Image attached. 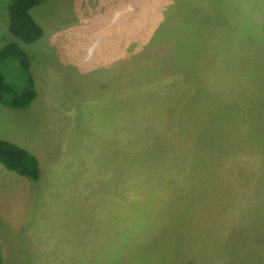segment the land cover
<instances>
[{"label": "rangeland", "instance_id": "374dc122", "mask_svg": "<svg viewBox=\"0 0 264 264\" xmlns=\"http://www.w3.org/2000/svg\"><path fill=\"white\" fill-rule=\"evenodd\" d=\"M142 1L44 0L31 14L45 34L27 44L10 31L11 0H0V50L11 42L25 48L39 94L57 100L54 129L33 122L29 107L0 103V135L43 165L66 142L75 150L91 141L81 158L88 169L81 187L48 186L46 178L32 179L0 163L8 171L0 173L1 264H264V79L258 78L264 63L242 60L249 68L244 102L232 99L234 105L226 106L214 96L218 85H209L207 70L197 65L194 47L200 43H191L202 32L192 8L203 7L196 15L206 22L219 8L212 4L225 1L231 28L247 40L246 51L264 60V0H151L168 8L166 14L178 10L167 16L177 30L159 28L173 41L164 73L140 93L130 86L112 91L129 69L140 88L152 76L143 56L128 57L142 45L148 48L145 39L152 33L144 11L134 7ZM138 25L148 28V36L137 28L131 37ZM123 33L131 37L130 47ZM88 55L99 60V75L80 72ZM2 70L23 89L28 74L19 60L9 59ZM95 85L99 120L86 122L78 114L80 89ZM161 96L162 108L156 106ZM231 170L251 187L248 213L234 218L226 235V216L239 210L232 204L219 217L217 204L201 202L209 190L202 185L229 180ZM21 178L32 185L18 186ZM99 227H130L134 234L128 241Z\"/></svg>", "mask_w": 264, "mask_h": 264}, {"label": "crops", "instance_id": "0c3cea01", "mask_svg": "<svg viewBox=\"0 0 264 264\" xmlns=\"http://www.w3.org/2000/svg\"><path fill=\"white\" fill-rule=\"evenodd\" d=\"M212 5H216L219 8L216 10V13L208 16V21L201 19L197 16V12L200 11L203 7L197 8L194 10L192 8V20L195 24H199L202 27L201 36L199 37V41H193L191 43H200L199 46L193 47L191 49L192 53L198 56L197 65L207 70L208 75V84L218 85V89L214 91V96L217 97L224 105L232 106V99L235 101H239L240 103L244 102V85L243 82L249 75V68L246 66V63L242 60L251 58L254 59V64L264 63L263 57L259 55V52L255 51L249 54L246 49V42L243 37H241L237 31H233L230 25L229 19H227V10L226 8H231L230 5H227L224 1L223 4L214 3ZM131 7V6H130ZM135 10L138 13L140 10H143L144 13L141 16L146 24L151 28V35L149 39H145L148 48L143 50L142 47L138 50L135 55L128 56L133 57L132 59L140 58L143 56L146 61L145 64H148L152 70V76L146 81L148 84L144 87L140 86L142 84L135 82L134 80V69H129L127 76L123 77V79L113 84L112 91H116L117 89H123L126 86H130L134 88L139 93L145 91L146 88L151 86V83L158 77H160L163 72V60L167 55L168 51L173 45L172 38L168 34L163 32L160 33L159 28L162 27L167 28L169 26L176 27L177 22L174 24H168L167 16L169 14L178 13L177 7L174 8L172 13H165L164 10H168L161 4H156L151 2H147L143 0L142 3H135ZM176 11V12H175ZM186 15V13H185ZM140 17V18H141ZM166 21V22H165ZM137 28H141L139 33L144 32L145 37L148 36L149 31L148 28L146 30H142V28H146L144 26L138 25L135 30L132 32L131 37L138 35ZM158 28V29H152ZM207 28H210L207 30ZM234 29H238L237 26H234ZM177 30V27L176 29ZM171 30L170 31H174ZM169 31V30H167ZM166 31V32H167ZM45 34V30H44ZM123 39L126 37V43L128 47L131 45V37L127 34L123 33L121 35ZM138 39V38H137ZM136 38L133 39L135 46H137L138 41ZM120 42V39L118 43ZM140 51V52H139ZM85 60L89 63L80 68V72L91 74V75H99V60H95L88 55ZM91 62V63H90ZM132 63V61H131ZM130 63V64H131ZM258 78L264 79V66L258 71ZM260 86L263 83L257 82ZM36 88V87H35ZM51 87L48 86V89ZM37 96L35 100L32 102L29 109H31V114L33 122L37 123H46L45 129L47 126H50L54 129L55 116L51 115L54 104L57 102L55 98L51 96L40 95L38 89ZM81 105L78 108V114L82 112L83 117H85L86 122H90L92 120H99V85H95L91 88H81ZM41 97V98H40ZM86 100V102H84ZM166 101L162 96L159 98V101L156 103L158 107L162 108L165 105ZM117 105H120V101L118 100ZM190 105V104H189ZM187 105V106H189ZM186 106V107H187ZM119 108V106H118ZM47 113V114H43ZM52 124V125H50ZM12 133V132H11ZM53 135H55L53 133ZM1 139L16 142L12 138L5 137L4 135H0ZM85 143L78 146V149H71L68 147L67 142L64 147L57 153L52 152L54 154L46 164L43 165L39 160L40 164V177L39 181L43 179V181L47 180L48 186H70V185H86L87 182V166L82 163L83 157L87 156V147L91 146V141H84ZM18 145V144H17ZM50 144L47 143V149ZM24 148V147H23ZM27 150V149H26ZM28 150H30L28 148ZM31 151V150H30ZM33 152V151H31ZM50 152V151H49ZM76 155L72 160L77 161L74 164H71L72 155ZM79 156V157H77ZM99 161V156L96 158ZM1 163V162H0ZM45 163V162H44ZM0 173L8 174V171L0 164ZM18 186L21 187H29L32 185V182L27 178H21L17 183ZM203 187L209 188L208 195L201 200L204 203H215L217 207L215 212L219 213V217H224V213L231 212L232 204H235L237 213L227 215L224 222V227L226 228L225 234L227 235L230 232L232 224L235 222L233 219L242 217L248 213V188L251 187V181H247L240 175L230 174V179L225 181L213 180L207 182V184L202 185ZM218 217V218H219ZM221 224V223H220ZM99 229L113 234H123L122 237L128 241H130L129 235L134 234V229L127 228H113V227H99ZM118 239L116 237L110 238L112 243L117 242Z\"/></svg>", "mask_w": 264, "mask_h": 264}, {"label": "trees", "instance_id": "16d2710c", "mask_svg": "<svg viewBox=\"0 0 264 264\" xmlns=\"http://www.w3.org/2000/svg\"><path fill=\"white\" fill-rule=\"evenodd\" d=\"M44 0H11L9 4L10 31L23 42L30 44L44 36V28L40 25L31 10ZM9 59L19 60L23 69L27 72V82L23 89L8 82L2 70L3 65ZM30 69V57L25 48L15 42H11L0 50V103L12 108H27L35 100L37 90L34 80L28 73ZM0 162L8 169L38 179L40 177V164L38 158L18 146L17 144L0 138ZM2 263L0 247V264Z\"/></svg>", "mask_w": 264, "mask_h": 264}]
</instances>
